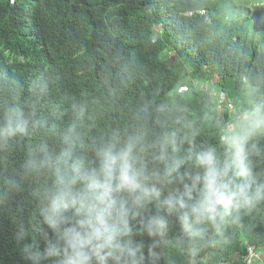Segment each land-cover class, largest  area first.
Returning a JSON list of instances; mask_svg holds the SVG:
<instances>
[{"label":"clouds","instance_id":"9594fccd","mask_svg":"<svg viewBox=\"0 0 264 264\" xmlns=\"http://www.w3.org/2000/svg\"><path fill=\"white\" fill-rule=\"evenodd\" d=\"M30 89L29 101L0 108V161L29 142L17 167L0 166V205L28 194L27 214L17 206L12 216L25 264H196L264 205V100H226L232 119L217 122L212 144L185 108L150 99L126 127L90 135L81 105L58 128L39 111L47 82Z\"/></svg>","mask_w":264,"mask_h":264},{"label":"trees","instance_id":"16d2710c","mask_svg":"<svg viewBox=\"0 0 264 264\" xmlns=\"http://www.w3.org/2000/svg\"><path fill=\"white\" fill-rule=\"evenodd\" d=\"M249 2L0 0V108L32 99L33 82L43 79L48 93L39 111L58 128L81 105L90 135L126 127L150 99L185 108L199 140L215 144L217 122L232 119L226 100L239 108L264 100V14ZM210 87L224 92L211 90L213 96ZM27 143L0 166L17 167ZM27 196L0 205V264H25L12 216L17 206L27 214ZM246 243L264 245V205L228 228L196 264H240Z\"/></svg>","mask_w":264,"mask_h":264},{"label":"built area","instance_id":"2783aa9c","mask_svg":"<svg viewBox=\"0 0 264 264\" xmlns=\"http://www.w3.org/2000/svg\"><path fill=\"white\" fill-rule=\"evenodd\" d=\"M258 258V248H256L254 245L248 244L242 258V264H255ZM262 264H264V262Z\"/></svg>","mask_w":264,"mask_h":264},{"label":"crops","instance_id":"0c3cea01","mask_svg":"<svg viewBox=\"0 0 264 264\" xmlns=\"http://www.w3.org/2000/svg\"><path fill=\"white\" fill-rule=\"evenodd\" d=\"M260 257L264 258V249L260 250ZM256 264H262V262L259 260Z\"/></svg>","mask_w":264,"mask_h":264},{"label":"rangeland","instance_id":"374dc122","mask_svg":"<svg viewBox=\"0 0 264 264\" xmlns=\"http://www.w3.org/2000/svg\"><path fill=\"white\" fill-rule=\"evenodd\" d=\"M172 55H173V54H172ZM174 56H175V55H174ZM214 81H215V80H214ZM208 93L211 94V93H213V91L209 90Z\"/></svg>","mask_w":264,"mask_h":264}]
</instances>
